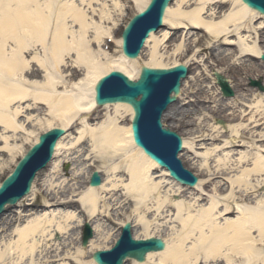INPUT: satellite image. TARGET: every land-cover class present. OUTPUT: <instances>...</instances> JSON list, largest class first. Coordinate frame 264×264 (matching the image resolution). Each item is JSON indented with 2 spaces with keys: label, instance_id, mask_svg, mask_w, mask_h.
Segmentation results:
<instances>
[{
  "label": "bare ground",
  "instance_id": "6f19581e",
  "mask_svg": "<svg viewBox=\"0 0 264 264\" xmlns=\"http://www.w3.org/2000/svg\"><path fill=\"white\" fill-rule=\"evenodd\" d=\"M110 1L114 9L120 10L123 7L122 2L129 1L137 8L136 12H141L150 0ZM107 2V0L105 2L101 0H0V128H3L6 133H12V139L15 141H11L15 144L18 142L17 133L26 132V124L29 121L31 123L38 121L40 126L44 124L42 119L32 116L36 112L39 113L42 107L46 106L47 114L45 116H48L52 123L47 119V129L41 131L40 134L56 127L67 130L73 127L77 117H88L89 121H94L101 111L106 112L104 122L97 127H89L87 135L91 136L95 143L94 148L98 149L100 154L107 157H111L112 154L117 157L121 153L124 154L122 156L124 162L128 164L127 171L130 173L129 182L124 187L126 192L135 194L133 197L137 201V205L134 215H137L141 203L145 199H151L155 192L159 193L160 191L161 184L154 183L151 177L152 170L162 172L163 176L178 188L177 195L188 188L175 184L166 170L160 169L155 162L144 155L142 149L134 144L131 124L127 127L121 126L123 118L121 109H124L126 114H130L131 118L133 117V111L129 106L121 103L108 104L103 107L96 106L95 86L102 77L109 72L117 71L125 74L131 80H136L139 76L138 66L140 68L143 66L139 65L143 54L133 60L126 58L122 52L121 36L117 39L111 28L104 27L116 24L111 11L106 9ZM199 2V8L194 11H180L176 15L185 17L193 25L191 30L203 27L209 37L216 41L222 37L227 39L229 34L237 33L244 26H248L247 23L258 17H263L249 9L241 0H199ZM228 2L231 3L230 8ZM95 5L99 8H96ZM171 6L168 7L164 17L165 27L169 25L168 16L171 13ZM227 8H229L228 14L224 15L221 21H216L215 16L220 15ZM209 12L211 20L208 21L204 15ZM176 24L182 23L178 20L172 22V26ZM232 28L235 31H232ZM156 34L150 35L146 42L147 45L154 40ZM48 39L50 40L49 44L47 43ZM109 43H112L111 47L118 50L113 53L114 55L111 53L112 50L106 52L105 47ZM40 48L41 50H39ZM208 51L211 52V49ZM242 52L245 50L242 49ZM154 53L157 54L156 49H154ZM116 55L117 59L114 58ZM248 56L245 55V57ZM177 65L173 64L171 67ZM144 66L169 68L149 64ZM255 70V75H258V78L264 77V71ZM218 73L220 72L218 71ZM242 84L243 82L239 78L236 79L238 88L242 87ZM189 97L191 100L188 105L193 111L197 110L196 105L206 103L197 97L196 93L190 94ZM25 103H28L27 109L22 107V104ZM190 108L180 109L177 106H171L164 115L163 121H177L178 117L184 115V112ZM28 111L31 112V115L27 113ZM263 120H255L251 123L254 126L248 127L250 130L240 126L242 132L244 131L243 136L248 137L246 131L249 133L253 131L252 129H259L264 124ZM53 122L56 124L55 126ZM36 130L38 129L29 132L27 136H34ZM236 133L239 134V132ZM260 138L254 139L252 147L257 145L255 144L256 139H259L258 142H262L260 140L264 138ZM37 141L38 139L35 140V142ZM14 144H10V142L7 144L10 154L20 152L18 145ZM61 144L62 140L57 144L55 159ZM184 145L186 146V142ZM122 156L119 159H122ZM182 164L184 166V163ZM50 167L56 169L53 163ZM97 171L102 177L100 170ZM120 171V163L113 162L109 173L117 177ZM263 175L264 157L258 154L254 159L252 169L242 171L236 180L231 179V191H228L229 194L224 197L223 201L225 202L214 200L212 206L202 211L198 216L190 213L182 219L183 232L178 236V242L174 248L170 246L168 240H164L166 243L164 251L149 253L144 263L132 260L133 264H150L156 256L159 264H198L199 262L201 264L202 261L206 264H213L223 258L227 262H233L232 254L236 257L249 258L252 264L260 260L261 264H264V192L256 195L258 191L255 188V186L264 187V179L260 178ZM213 177L207 182V187H213L215 191L222 190L215 183V180L220 176ZM86 179H89L88 174ZM199 185L188 190L196 191ZM118 188L117 183L110 182L107 186L104 184V180L99 187H91L88 184L82 205H87L85 208L89 212L90 219L100 218V221H111V223L118 221L116 218L119 215H117L115 206L121 205V203L118 199L114 205L108 202L109 195L115 199ZM234 189L239 191L236 192ZM34 192L35 186L28 199L34 196ZM73 194L75 192L64 195V199L58 198L56 195L44 197L46 202L43 206L40 204L38 206L35 202L26 205L24 216L17 218L8 216L4 227H10L14 223L24 221L27 216L35 215L38 208L80 209L77 201L70 200L75 197H69ZM254 199L256 203L251 202ZM165 202L164 200L159 201V209L164 207ZM242 202L246 204H240ZM102 203H104L103 207L100 206ZM221 204L224 207L220 209ZM233 204L238 212L236 213L238 218L227 220L223 225H220L217 222L219 216L234 214ZM8 210H10L9 207H7V212ZM146 210L151 211V207ZM72 219L71 212L63 216L64 221L57 224L56 230L57 235H62V237L57 236V238L50 231L53 228V221L41 217L16 229L17 239L12 238L7 242L5 252H0V263L95 264L92 259L93 253L90 255L89 261L85 260V255L92 249L98 250L94 248L96 247L94 246L95 242L105 239L106 234L101 230L102 225L93 222L95 226L91 227L94 237L90 241V245L84 248L80 245L79 237L74 239L70 235L64 239L72 226L70 223ZM97 222L99 223V221ZM149 226V223L145 221L146 232ZM193 237H195L193 246L187 251L186 243ZM140 238H152V236L148 237L146 234ZM70 240L78 246L75 257L70 254L72 246ZM198 245L205 253L203 259L200 257V252L195 251V248L199 247Z\"/></svg>",
  "mask_w": 264,
  "mask_h": 264
},
{
  "label": "rangeland",
  "instance_id": "374dc122",
  "mask_svg": "<svg viewBox=\"0 0 264 264\" xmlns=\"http://www.w3.org/2000/svg\"><path fill=\"white\" fill-rule=\"evenodd\" d=\"M101 1L105 2L106 0ZM107 1L106 9L111 11L116 24L104 27L111 28L114 36L118 39L130 18L136 14L137 8L129 1H124L122 2V10L114 9L112 2L110 0ZM228 4H230V8L231 3L228 2ZM199 6V0H173L171 13L168 16V27L160 30L155 35L154 40L145 45L142 50V60L139 64L160 65V67H171L173 64L180 63L186 64L189 68V77L184 83L181 94L173 107L177 106L180 109L190 108L188 104L191 97L189 95L195 93L202 101H206L205 104L196 105L197 110L193 111L192 108L186 110L184 115L178 117L177 121L169 122L164 120V126L177 132L183 141L186 142V148L180 154V158L185 168L198 179V184H200L198 189L196 191L182 190L177 195L176 190L178 188L171 184V181L165 178L162 172L152 170L151 177L154 183L161 184L160 191L159 193L155 192L151 199H145L138 208V214L134 215V209L137 205V201L133 197L135 194L126 192L124 187L129 182L130 177V173L127 171L128 164L123 159L124 154L121 153L118 157L113 154L111 157L100 154L99 150L94 148L95 143L91 136L87 135L90 128L97 127V125H101L104 122L106 112L99 110L101 114L96 116L94 121H89L88 117L81 118L80 116L75 119L73 127L67 129V134L62 139L58 156L52 161L56 169H54L55 167H50L48 170L39 173L34 184V196L30 199H28V196L14 208L9 207L10 210L0 220V252H5V245L9 240H12V238L14 240L17 239L16 229L26 226L28 222L39 217L52 220L53 228L50 230L51 233L55 235V238L57 236L62 237V235H57L56 233L57 224L64 221L63 216L68 214V212L73 214V219L70 220L72 226L64 239L70 235L74 239L79 237L80 245L87 224L90 227L92 225L95 226L93 222H96L97 225H102L101 230L106 234L105 239L95 242L94 246L96 247L94 248L103 250L112 247L118 235L120 236L121 228L125 222H131L135 238L148 234V237L152 236L168 240L170 246L174 248L177 245L178 236L183 232L182 219L186 218L190 213L198 216L202 211L210 208L214 200L225 202L223 201L224 197H227V194H229L227 192L231 191V179L236 180L242 174V171L252 169L254 167V159L258 154L264 157V139H261L264 138V124L259 129H252L253 131L249 133L246 131L248 137L246 135L243 136L244 131L242 132L241 130L243 126L244 129H249L251 125L253 127L254 125L251 123L255 120L264 119V92L252 86V83L256 82L264 89V77L258 78V75H255V69L264 71V62L261 60V56L264 55V16L247 23L248 26H244L237 33L229 34L227 39L222 37L216 41L206 34L207 31L203 27L191 30L193 25L185 17L176 15L180 11L192 12ZM95 7L99 8L97 5ZM229 8L223 10L220 15H216L215 20L221 21L224 15L228 14ZM210 15L211 13L209 12V14L204 15V18L208 21L211 20ZM176 20L182 24L172 26V22ZM171 28L173 30H170ZM232 31H235V29L232 28ZM47 43H50L49 39ZM154 49H156L157 54L154 53ZM209 49H211V52L208 51ZM242 49L245 52H242ZM111 50L112 54L118 51L111 47L110 44L109 52ZM245 55L250 57H245ZM114 58L117 59L118 56L116 55ZM138 70L140 71L139 66ZM215 70H218L229 80V84L234 91L233 98L225 99L222 97L220 88L213 77ZM238 78L244 84L240 88L236 86V79ZM27 104H22V107L27 109ZM45 108L46 106L40 108L39 113L36 112L32 115L42 119L41 121L44 124L40 126L38 121L36 123L29 121L26 124L27 131L17 133L18 142L15 144L13 143L15 140L12 139V133H6L3 128H0V184L13 171L23 154L34 144L40 132L47 129V119H50L45 116L47 114ZM120 111L123 114L121 126L127 127L130 124L131 115L126 114L124 109ZM27 113L31 115V112L28 111ZM50 121L52 123V120ZM217 121H222L224 127L218 126L216 124ZM262 122L264 123V120ZM35 129H38L35 135L28 137L27 134ZM236 132H239V134ZM259 137H261L260 141L262 142H258L259 139H256L255 144L257 145L252 147L254 139ZM9 142L10 144L18 145L20 152L10 154L7 150ZM121 156L122 159H119ZM245 159L248 161H245ZM113 162L121 165V171L117 177L109 173V168ZM97 170H100L104 184L108 186L111 182L117 183L119 186L115 199L112 198V195L108 196V202L112 205L116 204L117 199L121 203V205L115 206L119 216L116 218L118 221L113 223L111 221L105 222V220L100 221V218H96V220L90 219L89 212L85 208L87 205H82L89 182L86 179L87 174L91 177L93 171ZM218 175L220 178H217L215 183L222 190L215 191L213 187H207L206 184L210 178ZM261 177L264 179V175ZM73 178L75 180H72ZM204 186L205 189H203ZM255 188L258 191L256 195L264 192V187L255 186ZM234 191L238 192L239 190L234 189ZM71 192H75V194L69 195V197H75L70 200L77 201L80 209L38 208L35 215L27 216L24 221L14 223L10 227H4L8 216L10 218L24 216L26 205L35 202L38 206L39 204L43 206L46 202L44 197L56 195L58 198L64 199V195L72 194ZM162 200L166 202L164 207L159 209V201L161 202ZM251 202L256 203V200L254 199ZM240 204L246 203L242 202ZM100 206L103 207L104 203L100 204ZM149 207H151V211L146 210ZM223 207L224 205L221 204L220 209ZM101 209H99V212H101ZM143 211L145 212L143 213ZM233 213L230 216H219L217 222L223 225L227 220H236L238 218V214H236L238 212L234 204ZM142 220L144 221L142 222ZM145 221L150 225L147 232L144 227ZM194 239L195 237L186 243L187 251L193 246ZM70 242L72 245L70 254L75 257V251L78 246L73 241L70 240ZM198 246L195 251L200 252V257L203 259L205 253L200 249V245ZM94 252L93 249L92 251H87L85 260L89 261L90 255ZM231 256L234 259L233 262H227L223 258L213 264H252L249 258L236 257L233 254ZM155 261L156 264H159L157 256L150 264H154ZM202 262L201 264H206L204 261ZM126 264H133V262L127 261ZM255 264H261V260Z\"/></svg>",
  "mask_w": 264,
  "mask_h": 264
},
{
  "label": "water",
  "instance_id": "95a60500",
  "mask_svg": "<svg viewBox=\"0 0 264 264\" xmlns=\"http://www.w3.org/2000/svg\"><path fill=\"white\" fill-rule=\"evenodd\" d=\"M171 1L151 0L148 8L130 21L122 34L124 53L128 58H137L149 35L162 27L165 10ZM242 1L249 8L264 15V0ZM187 74V68L182 65L170 70L143 67L138 82L130 81L119 72H112L96 87V101L99 106L122 102L133 107L136 114L133 122L136 145L143 148L145 153L161 167L167 168L171 176L178 181H181V178L175 171V167L177 165L180 167L176 157L181 151L182 141L176 133L162 128L161 119L168 106L176 101V96L180 93L181 80L186 78ZM214 76L224 95L232 96L226 79L218 73ZM172 94L175 96L172 97ZM64 134L63 130L56 129L42 135L39 144L28 152L12 176L3 182L0 188V215L3 214L7 204L15 205L30 192V186L36 173L46 167L51 160L56 141ZM184 173L188 176V180L184 182L193 186L196 179L188 172ZM99 184V176L95 173L91 185L98 186ZM90 236V229H87L84 246ZM163 249L164 243L160 240L133 241L130 225L127 224L123 229V237L115 248L110 252H98L94 259L98 264H123L126 258L143 262L148 252Z\"/></svg>",
  "mask_w": 264,
  "mask_h": 264
}]
</instances>
